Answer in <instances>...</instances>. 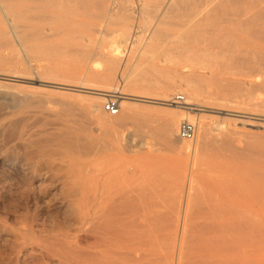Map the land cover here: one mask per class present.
Masks as SVG:
<instances>
[{"label": "bare ground", "instance_id": "6f19581e", "mask_svg": "<svg viewBox=\"0 0 264 264\" xmlns=\"http://www.w3.org/2000/svg\"><path fill=\"white\" fill-rule=\"evenodd\" d=\"M114 27L121 34L101 51L98 43L118 33L107 32ZM20 52L41 59L37 74L7 69L2 81L73 90L61 76L84 74L105 93L88 90L93 96L84 104L50 90H0V197L6 189L27 203L11 211L13 257L35 264H264V134L248 131L264 129V0H0V62H22ZM180 69L196 79L186 104L198 93L212 99L205 109L182 108L230 116L247 130L200 121L192 164H173L182 173L171 189L154 172H89L80 156L102 150L101 133L130 151L128 134L116 132L120 119L100 115L101 99L117 90L116 74L130 79L131 91L148 84L166 93ZM119 91L109 95L133 99ZM242 95H261L263 109L239 107ZM176 125L165 122L161 135L171 138Z\"/></svg>", "mask_w": 264, "mask_h": 264}, {"label": "rangeland", "instance_id": "374dc122", "mask_svg": "<svg viewBox=\"0 0 264 264\" xmlns=\"http://www.w3.org/2000/svg\"><path fill=\"white\" fill-rule=\"evenodd\" d=\"M110 29H112V30H108L107 32L111 33V31L116 30V31H118V33L115 32L116 33L115 34L114 32H112L111 34H109L111 37L107 33H105L108 37L106 35H104L105 38H102L100 40V42L98 43V47L101 51H106L107 47L110 46L112 41H114L117 38L116 35L121 34V32H119V29L117 27L110 28ZM119 35H118V37H119ZM109 37L112 39L110 40ZM104 39H107V40H105L106 42L102 41ZM108 43H110V44H108ZM157 50L160 51L159 49H157ZM157 50L155 52L160 53V52H157ZM27 53H28L29 59H26L25 56L23 55V53L20 52L22 62L12 63L9 61V63L5 62L6 64L4 62H0V70H1L0 73H3V72L8 73L6 71L8 69V71L12 72L13 74H15V73L17 75L22 74L23 76H31V74H32L33 76H35V74H37L38 70L40 69V67L42 65V61L39 57H36L33 52H27ZM153 54H155V53H153ZM6 55H7V53H6ZM22 55L24 56V58ZM101 61H97V63L95 64L96 69H101L102 67H104V65H102L103 60H101ZM127 63H128V65H127ZM127 63H126V66L130 67L131 64H133V61L128 60ZM142 66L145 67L144 64ZM186 72H189V71L186 69H180V73H183V75L181 74L180 78L176 79L178 82L175 80L177 82V84L175 85L173 83V86H172L173 88H171V90L169 92H166V93L163 92L161 89H159V87H157V89H158L157 90L156 86H152V88H151V86H149L148 84H147V87L144 85L143 86L145 87V89L149 88L150 90L149 89L145 90L144 88L139 87V88H137V92L135 91L136 89L134 90L135 92L131 91L130 89H128L131 87L130 86V83H131L130 79L126 78L127 81L126 80L122 81L120 76L118 74H116L115 78L112 80L113 81L112 85L116 86L117 90L114 93L112 92L113 91L112 90L107 94L108 95L109 94L118 95V93H116V92H118L119 90H121L123 92L125 90L123 93H125V92L130 93V94L133 93L130 96V97H133V99H125V100L123 99V102H122V99H120L119 100L120 110H119V113L117 114L118 116L117 115L111 116L109 114L107 115V113L102 109V103L105 100L104 99L105 96H104L101 99L102 102H99V105L101 108L100 109L101 110L100 115L102 118L103 117L106 119L110 118L109 120L116 119L114 121H117V120L119 121V119H120V121H119L120 124L117 125L118 127L116 126L117 128L115 127L116 132L119 131V133L122 134L123 136L128 134L127 135L128 137L126 139L129 141V144H130L129 150L130 151L125 150L124 144H121V140L116 139L112 135H108V133L107 134L101 133L100 134L101 140H99L100 141L99 143L101 145L102 150L98 151V154L96 152H94V153L89 152L86 154V156L85 155L80 156V160L81 161L84 160L81 163L86 164V168L89 167L88 168L89 172H91V171L93 172L94 170L99 171L98 169L101 170V168H102L101 171L106 172V169H107V172H109V171H111L110 167L113 168V170L115 171L114 172L115 174L117 172V174L118 173H120V174L121 173H127V174H135V175L139 176L140 174L142 175L144 173L154 172V173H157V175L163 179L165 188L171 189L173 183H176L177 185H179L180 180H181L182 171L175 170V168L173 167V164L177 161H183L184 162V160L187 161L189 165L192 164L191 162L189 163V161H191V159H189V158H191V154H190V152L192 153L191 148H192V146L196 140V136L192 141H187V142H183L177 138L178 126L180 125L179 123L181 122V120L182 119L185 120L188 118V120L195 122L196 125H198V123H200V121L204 120L205 122L207 121L208 124L211 126H214L213 125L214 122H220V121L221 122H229V123L234 122L231 120L230 116H227L224 114L211 113V112H207L205 110H190V109L186 110L185 108H182V106L174 108V107L167 106V105H164L161 103V102L170 103L169 102L170 98L172 97V95H174L176 93H184L185 96H188V97L190 95H194L191 90H192L193 85H195V84L192 85V82L196 83V81H195L196 79L194 80L195 76H193V74L191 75L190 72H189L190 75L186 74ZM28 74H30V75H28ZM192 76L194 78H191ZM61 77H63V79H64L63 81L65 82V84L67 82L66 85L68 87H73L72 88L73 90L47 87V86L39 85L37 83L22 82V81H19L16 79L10 80V81L7 80V82H6V80L2 81V79H0V90L3 91V90L7 89L8 91L14 92L17 95H22L26 92L31 93V92L35 91V89H36V91H39L37 89H40L42 91L50 90V92L51 91L54 92L51 94V96L54 98L58 97L61 99V98H63V95H60V94H70V97L75 98V100L77 102H82L84 104L87 103L88 98L93 96V94L89 93V91L90 92L92 91V92H103V93H105V91H103V90H105V88L102 87L103 85L101 83L99 84L100 81H97V79L93 78V80L95 79L93 82V80L91 78L92 76H90V75L79 74V75L74 76V75H70V74H63ZM187 77H189V78H187ZM190 79H191V81H190ZM73 80L79 81V82L81 81L80 82L81 85L79 83H75ZM192 80H194L195 82ZM71 81H72V83H70ZM82 83H84V84H82ZM185 83L187 84V86ZM78 84L81 87L85 86L84 89L85 90L87 89L86 90L87 92H80L79 90H82V89L80 86L78 88L76 87V86H78ZM189 87H190V91L188 90ZM74 89H76V90H74ZM138 89L142 93H140V91H138ZM152 89H154V90H152ZM142 90H144V92ZM57 93H59V94H57ZM200 94L201 93H198L195 96V100L193 98V100H192L193 102L192 101L189 102L190 107H193L192 103L201 104V106H203V109H205L204 106L209 105V102H211L212 99L210 97H207L205 94L204 95L201 94L202 96ZM253 94H256V93L254 92ZM248 96L242 95L237 100V101H239L238 104H236L235 102L234 103L236 105L240 104L239 107L247 108L251 112H257V111L259 112L260 110L263 109L262 105H260L261 104L260 102L262 100L261 95H260L261 97L259 95H255V96L252 95L251 97H253V98H251L250 96L248 97ZM65 97L70 98L67 96H65ZM186 99H187V97H186ZM224 101L228 102V104L229 103L234 104L233 101L230 102L228 100H223L222 102L225 103ZM170 104H173V103H170ZM225 104H227V103H225ZM173 105H175V104H173ZM176 106H178V105H176ZM201 106H200V108L202 109ZM124 115H126V116L124 117ZM139 116L143 121L140 120ZM124 118H126V119H124ZM138 118L140 121L138 120ZM170 119L172 121H174L177 125L175 126L176 129H174L175 130L174 134L171 136V138L167 139L161 135L162 134L161 133V128H162L161 126H163L165 122L170 121ZM177 120H178V123H177ZM234 123H236V122H234ZM96 125H97V127L100 126L97 123L94 124V126H96ZM235 125H236L235 127H237V128L239 126L238 129H240V130H247V128L245 129V126L241 127L240 124L238 125L237 123ZM141 126L143 127V129ZM198 126H197V128H198ZM248 131L252 132L253 134H259V133L264 134V129L260 128V127H256V128L253 127V128L248 129ZM107 148H109L108 149L109 152L106 151ZM110 148L112 150H110ZM103 149H105L106 152ZM182 155H184V156H182ZM197 159H195L196 161L194 160V163L199 161V159L198 160ZM202 159H205L203 154L201 155V159H200L199 163H201ZM183 162H182V164H183ZM84 164L82 165L83 167H85ZM108 168H109V171H108ZM113 170H112V172H113ZM3 192H5L4 193L5 195L3 194ZM8 194H9V196L11 195L10 197L13 196L12 197L13 200L8 196ZM2 195H4V196L2 197ZM15 195L16 194H14V192H11V191L9 192V190H6V189L1 190V197H0V219H1L0 220V222H1V225H0V230H1L0 231V264H11V263L12 264H15V263L16 264H24V262L26 263L27 261L28 262L26 264H30V262H31V264H35L36 261L34 262L33 261L34 259H29L28 257H24V258L22 256H20L19 258L15 257V256L13 257L14 253L12 252V250L10 248L12 246L10 244L12 242V238L10 236L11 235V233H10L11 229L10 228H12L15 225L13 223L14 221L12 219L13 216L11 214V211L14 209V207L17 208V206H20V205H25V204L27 205V203L24 200H20L18 198L19 196L17 197V195L16 196ZM5 196L7 198H5ZM15 198H16L17 202H16ZM1 200H2V202H1ZM20 201L21 202L23 201L25 203L21 204ZM14 204H16V206ZM171 204H173V203L169 202V205H171ZM1 205H4V207ZM13 205H14V207H13ZM28 206L32 207V204L29 203ZM18 211H20V210L18 209ZM6 213H7V215H6ZM4 215H6V216H4ZM9 220H11V221H9ZM7 221L9 224L8 223L6 224ZM3 222L5 223V225L3 224ZM11 225H12V227H11ZM8 226H9V228H7ZM5 230H6V232H5ZM9 236L11 239L9 238ZM10 252H12L11 253L12 255L10 254ZM9 254H10V256H8ZM11 259H12V261L10 262L9 260H11ZM22 259H24L26 261H24V260L22 261Z\"/></svg>", "mask_w": 264, "mask_h": 264}, {"label": "built area", "instance_id": "2783aa9c", "mask_svg": "<svg viewBox=\"0 0 264 264\" xmlns=\"http://www.w3.org/2000/svg\"><path fill=\"white\" fill-rule=\"evenodd\" d=\"M169 102L178 106L190 105L186 104V96L184 93H176L172 95ZM119 103L120 102L117 96L107 95L104 102L102 103V109L111 116L117 115L120 110ZM179 124L177 138L181 141H192L195 138L197 132V125L195 122H192L188 119H182Z\"/></svg>", "mask_w": 264, "mask_h": 264}]
</instances>
